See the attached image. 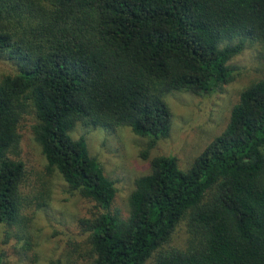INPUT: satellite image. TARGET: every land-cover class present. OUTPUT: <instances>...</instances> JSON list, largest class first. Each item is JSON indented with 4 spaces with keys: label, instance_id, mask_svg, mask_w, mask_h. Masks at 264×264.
Here are the masks:
<instances>
[{
    "label": "trees",
    "instance_id": "trees-1",
    "mask_svg": "<svg viewBox=\"0 0 264 264\" xmlns=\"http://www.w3.org/2000/svg\"><path fill=\"white\" fill-rule=\"evenodd\" d=\"M246 40L264 42V0H0V57L16 68L0 79V225H20L28 205L14 157L31 113L47 171L102 210L81 221L88 264H264V80L239 93L188 169L153 158L126 218L111 213L114 183L85 138L70 134L82 123L166 139L165 96L229 82ZM186 215V248L163 249Z\"/></svg>",
    "mask_w": 264,
    "mask_h": 264
},
{
    "label": "rangeland",
    "instance_id": "rangeland-1",
    "mask_svg": "<svg viewBox=\"0 0 264 264\" xmlns=\"http://www.w3.org/2000/svg\"><path fill=\"white\" fill-rule=\"evenodd\" d=\"M236 42L232 40L229 44ZM227 64L231 72L229 82L210 94L170 92L165 96L172 117L166 139L152 142L136 136L128 127L110 130L76 125L71 137L85 138L89 155L114 183L116 194L111 213L127 217L134 181L149 172L153 158L172 157L180 169L186 170L221 134L239 93L264 80V42L246 40L243 50ZM15 72V66L0 57V79ZM35 123L31 113L20 122L19 152L14 158L25 167L21 195L28 205L22 210L20 225H0V264H88V233L83 231L81 221L102 210L71 189L56 171H47L46 161L33 138L31 129ZM188 222L186 215L163 249L186 248Z\"/></svg>",
    "mask_w": 264,
    "mask_h": 264
}]
</instances>
